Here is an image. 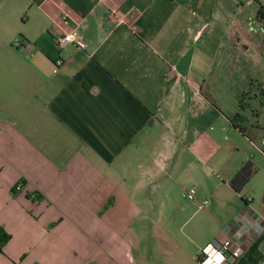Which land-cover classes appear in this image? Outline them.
<instances>
[{"label":"crops","instance_id":"0c3cea01","mask_svg":"<svg viewBox=\"0 0 264 264\" xmlns=\"http://www.w3.org/2000/svg\"><path fill=\"white\" fill-rule=\"evenodd\" d=\"M230 5L256 17L264 0H18L0 10V264H149L153 236L155 264H198L223 231L244 233V218L264 226L261 198L246 205L249 193L228 186L243 160L213 165L209 125L221 114L231 127L239 112L237 100L222 113L213 92L250 65L230 67L231 49L250 42L231 43ZM71 33L75 43L59 48ZM243 79L242 92L264 91ZM259 107L250 113L264 120ZM185 187L206 202L187 221L206 222L182 235ZM243 246L230 264H264V230Z\"/></svg>","mask_w":264,"mask_h":264},{"label":"rangeland","instance_id":"374dc122","mask_svg":"<svg viewBox=\"0 0 264 264\" xmlns=\"http://www.w3.org/2000/svg\"><path fill=\"white\" fill-rule=\"evenodd\" d=\"M18 0H0V10L4 6L17 4ZM220 14V12H215L214 15ZM228 19H229V37L231 43H234L236 38H240L242 41H246V38L249 37L250 42L247 44L246 51H233L231 49L230 53L236 54L231 58V68L233 63L242 67L244 63H250L244 68L243 71L236 69L233 70L231 76H225V79L228 78L229 85L224 83V85L219 84V90L213 92L214 100L213 104L222 111V113L229 114V111L232 107H235V104L238 100V97L242 91L247 90L248 81L243 82V78L247 76V79H253L255 81L263 82L264 81V23L258 22L256 17H254L253 8L240 9L230 5L228 10ZM18 22L23 20L22 15L12 17V20ZM232 71V70H231ZM216 78H224L217 76ZM253 83V84H254ZM249 99L244 101L249 105V109L245 111L244 117L246 123L245 127L253 124L256 127H260V134L264 139V120L262 115L253 116L251 112L258 110V97L259 91L255 89V86H250ZM205 94H210V92L205 91ZM260 108V107H259ZM251 109V110H250ZM213 131H210L212 134V139L215 145V155L213 160V165L217 161H220V166H223L222 170L229 169L235 162L240 160L249 159L255 166L257 173L251 177L248 185L244 188V191L249 193L248 195L253 200L254 204L257 203L264 193V153H262L253 141L249 142L247 139L241 137L237 131L232 129L227 123L225 118L221 114H217L213 122L209 125ZM250 139L253 137L250 135V132L246 133ZM262 137L259 138V142L262 141ZM257 140V137L254 138ZM204 181L210 185V182ZM188 189L189 187H185ZM183 203L188 207V211L182 212V214L175 220L176 228L181 227L182 235L189 234L190 231H194V225L198 229L200 226L204 225L206 219L199 215L192 220H188L189 213L191 214L194 211L201 210L205 206H199L197 209L191 207L188 203L183 201ZM187 221V222H186ZM173 222L172 219L166 221L167 224ZM154 236L150 237L149 251L147 255L149 257V264H155L158 262L156 255L154 254ZM139 262L143 261L138 258Z\"/></svg>","mask_w":264,"mask_h":264},{"label":"built area","instance_id":"2783aa9c","mask_svg":"<svg viewBox=\"0 0 264 264\" xmlns=\"http://www.w3.org/2000/svg\"><path fill=\"white\" fill-rule=\"evenodd\" d=\"M75 35L65 34L56 38V44L59 48H62L68 43H75ZM20 43L14 41L12 46L18 48ZM61 61L56 60L55 65H60ZM264 144V141H262ZM15 192L21 190V185L17 184L13 187ZM183 199L193 208L197 209L199 206H204L206 202L198 203L195 198V190L188 188L182 192ZM245 204L248 205L251 202L249 195L243 196ZM241 225L245 228L244 233H240L238 237H234L228 230L223 231L222 237L214 238L207 243L198 253L196 261L198 264H230L235 261L241 255L243 251L244 241L250 234L258 236L263 230L264 226L261 222H255L248 218H244L241 221ZM235 226V225H234ZM237 228V226H236ZM241 229V228H240ZM248 233V234H247Z\"/></svg>","mask_w":264,"mask_h":264},{"label":"trees","instance_id":"16d2710c","mask_svg":"<svg viewBox=\"0 0 264 264\" xmlns=\"http://www.w3.org/2000/svg\"><path fill=\"white\" fill-rule=\"evenodd\" d=\"M256 19L258 22L264 23V6L258 5V9L256 12ZM259 94L258 97V104L261 108H263V116H264V91L262 89H258ZM250 89L246 92H242L239 95L238 98V109L239 112L233 115L232 117L228 118L229 123L231 124V127L238 130L243 136H245L249 141H253V143L256 145V147L264 153V144H261V142L264 140L262 138V141L259 142V140L250 139L249 136L245 132L244 123H246L244 113L246 110L249 109V105L245 103L244 101L246 99H249V93ZM257 173V170L253 163L250 160H245L241 163L239 168L236 170V172L233 174V176L228 181V186L231 188V190L235 193H240L245 186L248 184L249 180L253 175ZM242 202L245 204V201L243 199V196L241 197ZM261 212L264 217V193L261 197ZM9 240V235H7L3 230H0V253L2 252V248Z\"/></svg>","mask_w":264,"mask_h":264}]
</instances>
